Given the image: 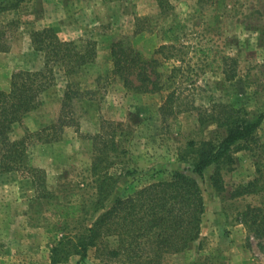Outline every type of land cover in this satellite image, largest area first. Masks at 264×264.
<instances>
[{
    "label": "rangeland",
    "instance_id": "1",
    "mask_svg": "<svg viewBox=\"0 0 264 264\" xmlns=\"http://www.w3.org/2000/svg\"><path fill=\"white\" fill-rule=\"evenodd\" d=\"M15 1L0 0V30L8 45L0 52V90L9 89L14 72L43 67L44 54L32 42L35 30L53 27L79 47L93 40L98 53L70 74L55 64L56 84L39 107L12 125V138L41 131L58 119L69 82L86 91L72 103L77 123L66 126L59 140L29 148L30 164L46 171L41 186L18 171L0 170V219L8 236L0 243V264H123L97 256L95 247L84 258L77 253L102 211L103 186L108 206L192 166L203 141L225 134L217 123L202 124L200 110L210 115L215 104H227L251 118L264 113V0ZM117 39L159 59L163 89H130L113 73ZM162 44L170 45L164 55H175L156 53ZM174 89L182 97L178 102L193 107L163 115L160 108ZM231 155L220 165L222 191L213 184L215 165L198 176L205 201L201 237L187 250L167 254L164 263L264 264V234H256L258 223L243 221L251 206L264 207V120L255 138ZM259 170L258 193L236 196Z\"/></svg>",
    "mask_w": 264,
    "mask_h": 264
},
{
    "label": "trees",
    "instance_id": "2",
    "mask_svg": "<svg viewBox=\"0 0 264 264\" xmlns=\"http://www.w3.org/2000/svg\"><path fill=\"white\" fill-rule=\"evenodd\" d=\"M23 1L16 0L12 5L17 6ZM3 34L0 30V52L8 50ZM32 42L44 54L43 67L14 72L9 89L0 90V170L18 171L21 177L32 178L38 188L45 181L46 171L30 164L29 148L40 141L59 140L66 126L75 125L77 119L72 103L85 96L86 91L69 82L58 119L41 131L27 130L21 137L12 138V125L22 122L25 114L39 107L43 93L56 84L55 64H61L70 74L80 66L93 62L98 51L95 41L88 40L79 47L75 40L61 38L49 26L32 32ZM168 46L162 44L155 52H163V57H173L174 53L164 55V49ZM111 53L114 64L112 71L124 80L128 88L142 92L163 89L158 58L144 55L124 39L113 42ZM179 99L182 100V97L176 89L169 91L160 108L163 115L173 116L193 107L192 104L178 102ZM214 109L210 115L200 110V120L202 124L217 123L224 128L225 134L216 141H203L196 150V160L192 166L176 169L170 179L154 181L127 196L117 197L108 206L103 200L109 195V189L103 186L106 190L99 204L102 211L80 238L82 249L77 253L81 258L87 255L89 247H95L97 256L121 260L123 264H166L164 258L167 254L183 252L201 237L205 201L198 176L208 166L215 165L217 169L212 176L213 184L219 192L222 191L220 165L232 160L234 147L255 138L264 120V113L251 118L241 108L227 104H215ZM259 172L255 181L241 185L235 195L258 193L256 186L263 176L262 170ZM111 177L106 173L103 180L109 183ZM248 210L243 213V218H247L243 221L258 223L256 234H264V207L251 206ZM112 238L115 243L109 245L108 240ZM59 261L56 258L52 260Z\"/></svg>",
    "mask_w": 264,
    "mask_h": 264
},
{
    "label": "crops",
    "instance_id": "3",
    "mask_svg": "<svg viewBox=\"0 0 264 264\" xmlns=\"http://www.w3.org/2000/svg\"><path fill=\"white\" fill-rule=\"evenodd\" d=\"M4 220L0 219V243L7 239L6 233L3 231Z\"/></svg>",
    "mask_w": 264,
    "mask_h": 264
}]
</instances>
